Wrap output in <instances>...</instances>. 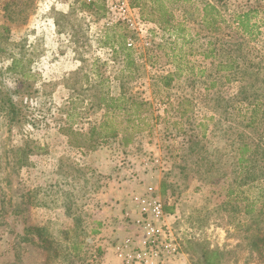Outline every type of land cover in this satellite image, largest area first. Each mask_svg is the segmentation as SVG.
<instances>
[{
	"label": "rangeland",
	"instance_id": "1",
	"mask_svg": "<svg viewBox=\"0 0 264 264\" xmlns=\"http://www.w3.org/2000/svg\"><path fill=\"white\" fill-rule=\"evenodd\" d=\"M138 1L148 6L132 7V0H0V264H59L39 244L36 228H44L46 239H62L76 220L88 233L76 264H122L115 247L132 231L126 213L130 206L138 212L132 198L148 195L149 185L164 210L172 209L165 210V222L178 253L165 264H196L192 240L223 252L221 264H264L263 251L251 245L259 224L245 231L251 221L245 202L237 209L225 203L246 197L264 206L263 180L242 188L234 183L237 144L244 138L239 133L264 147V61L248 88L259 101L253 130L244 128L239 113L246 106L239 95L243 82L227 81L226 72L216 71L219 59L205 57L217 36L224 49L241 44L236 16L253 8L261 10L251 14L261 33L249 46L264 50V0ZM159 2L173 26L183 25L180 37L170 24L143 18L159 19ZM209 3L220 13V35L204 22ZM107 93L149 102L144 114H154L152 132L125 146L120 138L92 151L71 146L61 128L79 132L74 142L88 141L81 134L104 119L99 102ZM179 104L188 112L174 126L181 120ZM115 118L127 116L117 112ZM95 222H101L98 234L90 233Z\"/></svg>",
	"mask_w": 264,
	"mask_h": 264
},
{
	"label": "trees",
	"instance_id": "2",
	"mask_svg": "<svg viewBox=\"0 0 264 264\" xmlns=\"http://www.w3.org/2000/svg\"><path fill=\"white\" fill-rule=\"evenodd\" d=\"M159 0H154L157 2ZM132 7L140 8L143 10L148 5L146 2L142 3L138 0H132ZM158 10L160 12L159 19L157 18H148L151 21L161 23V24H170V28H175L178 30V37L181 36L184 31L183 25L178 24V26H173V16L168 11L167 7L160 3L155 8V11ZM206 12L203 16L205 24L208 26V30L212 34L220 35L222 33V27L220 23L221 16L217 11L216 6L214 4H207L205 8ZM212 10H216V12H211ZM253 12H261L259 8L249 9L247 12L238 14L236 16L237 25L240 30V34L242 35L241 43L237 48H230L229 50L224 49L223 45L219 43V40H222L221 36H217V40L212 42L208 48V52H205V57L209 58H217L219 59L216 64L217 72H226L225 77L227 81L240 80L243 82V86L241 87V92L239 95L243 94L242 101L246 102L244 108L239 110L240 117L244 121V128L253 129L257 126L258 121V113H259V101L256 96L255 91H249L248 88H253V82L250 78L257 79V76L260 73V63L264 61V50H260L256 53V50L252 46H249V42L252 38L258 34V24L257 22H251V14ZM261 23L264 25V17L261 19ZM261 33V32H260ZM238 43V44H239ZM244 46V47H243ZM247 46V47H246ZM246 48V50H245ZM244 51L246 52L244 54ZM223 52L225 57L219 55V53ZM173 74L166 76L164 83L165 86L168 87L170 85V80ZM251 82V83H250ZM216 85V81L211 82V84L207 87V89L214 88ZM249 86V87H248ZM150 103L145 100H136L131 96H127L125 94H121L118 97L109 96L108 93L104 94L100 98L99 106H103L106 109L104 119L89 129L88 132L81 134L84 135L88 141H76L72 140L73 134H79V132L72 130L71 127L61 128L66 136L69 137V144L71 146H77L78 148H85L88 151L95 150L98 145L104 143L105 141L111 138H120L121 144L123 146L128 145L129 143H133L137 137L144 132H152L153 126L149 123V119L151 116L154 117V114L150 115L144 114V107H146ZM181 104H179L177 108V112L180 114L181 120L175 119L173 121L174 126L182 125L183 117L188 112L187 109L182 108ZM11 109L13 115L15 114L16 107L14 104H11ZM167 115H165L164 120L168 121L169 110H165ZM127 116V118L123 121H117L115 118L116 113ZM156 118H160V116L156 115ZM210 119H214L213 116L209 117ZM191 117L188 116L187 120H190ZM199 125L206 126L205 122L200 121ZM181 131L183 130L185 133L187 131L186 128L181 126L179 128ZM182 131V132H183ZM256 132V131H255ZM241 136H244L243 140L238 141L237 144V154L238 156L235 158L234 165H237L239 169V174L236 177L234 183L237 188H242L244 185H254L257 182L261 183V189L264 190V176L259 178V171L262 169V174L264 175V166L261 164V159H259L260 155L264 158V147L260 143H256L254 138L244 132L239 133ZM192 135L189 140L192 141ZM197 137V136H196ZM194 138V137H193ZM200 141L195 138L193 140V144H198ZM21 161V160H19ZM260 168V169H259ZM264 192V191H263ZM234 193V189L229 190V196ZM241 200L245 202L243 206L244 214L250 216V223L247 225L245 231H250L252 225L258 223L259 226L256 228L257 236L251 241V245L255 247L258 251H263L264 255V206L261 208H257L254 201H249L250 199L243 197V199L235 198V203L233 199L226 201L227 204L232 203V207L239 206ZM167 212H171L172 209L165 207ZM81 220H76L73 229H66L61 232V238H51L46 239L47 237L43 236V227L36 228L39 233V244L45 249H49L50 256L53 259H58L59 264H76V262L80 261L83 256L84 244L86 241V237L88 235L85 227L82 226ZM96 226H94L90 233L98 234L100 233L99 227L101 226V222H95ZM190 244H193V252L191 254L192 258L195 260L196 264H221L223 258V252H221L218 248H211L205 242L201 241H190ZM261 245V246H260ZM188 252V251H187ZM49 256V257H50ZM54 264V262H53Z\"/></svg>",
	"mask_w": 264,
	"mask_h": 264
},
{
	"label": "built area",
	"instance_id": "3",
	"mask_svg": "<svg viewBox=\"0 0 264 264\" xmlns=\"http://www.w3.org/2000/svg\"><path fill=\"white\" fill-rule=\"evenodd\" d=\"M132 200L138 206L139 217L126 213L132 231L115 247L116 256L122 264L167 263L178 249L166 226L163 203L152 192L135 195Z\"/></svg>",
	"mask_w": 264,
	"mask_h": 264
},
{
	"label": "crops",
	"instance_id": "4",
	"mask_svg": "<svg viewBox=\"0 0 264 264\" xmlns=\"http://www.w3.org/2000/svg\"><path fill=\"white\" fill-rule=\"evenodd\" d=\"M146 191H148V193H151L152 191L154 192L155 191V189H154V187L153 186H148L147 187V189H146ZM134 204H132V206H133ZM130 211H127V212H129L130 214H131V216L132 217H139V215L137 214V211H136V207L134 206L133 207V210H132V208H131V206H130ZM128 219V218H127ZM127 227H129V226H127Z\"/></svg>",
	"mask_w": 264,
	"mask_h": 264
}]
</instances>
